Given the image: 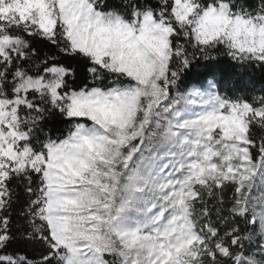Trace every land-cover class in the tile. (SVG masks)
<instances>
[{"label": "snow or ice", "instance_id": "snow-or-ice-1", "mask_svg": "<svg viewBox=\"0 0 264 264\" xmlns=\"http://www.w3.org/2000/svg\"><path fill=\"white\" fill-rule=\"evenodd\" d=\"M0 264H264V0H0Z\"/></svg>", "mask_w": 264, "mask_h": 264}, {"label": "trees", "instance_id": "trees-1", "mask_svg": "<svg viewBox=\"0 0 264 264\" xmlns=\"http://www.w3.org/2000/svg\"><path fill=\"white\" fill-rule=\"evenodd\" d=\"M221 70H223V69H221Z\"/></svg>", "mask_w": 264, "mask_h": 264}]
</instances>
